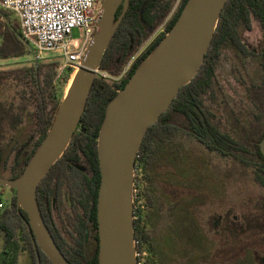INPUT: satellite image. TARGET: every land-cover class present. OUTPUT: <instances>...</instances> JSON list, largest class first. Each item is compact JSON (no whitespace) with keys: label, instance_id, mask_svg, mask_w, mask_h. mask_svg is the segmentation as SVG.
<instances>
[{"label":"trees","instance_id":"16d2710c","mask_svg":"<svg viewBox=\"0 0 264 264\" xmlns=\"http://www.w3.org/2000/svg\"><path fill=\"white\" fill-rule=\"evenodd\" d=\"M178 1V4L175 3ZM187 0H130L129 8L121 21L100 71L118 76L147 43L156 30L165 23L164 32L134 60L126 76L118 82L109 83L96 78L85 112L72 141L63 156L40 183L37 199L44 221L60 251L71 264H99V235L97 201L101 184L97 141L109 102L122 90L141 62L156 48L171 30L180 16ZM122 7L117 13V19ZM0 59H14L31 51L22 41L17 18L0 9ZM257 23L263 34V45L256 48L247 44L243 31H251ZM230 46L237 55L247 61H259L260 75L256 80H245L240 71H233L239 82L246 86V96L251 106L248 123L244 125L235 112L220 102L222 86L217 74ZM59 62L36 63L9 70H0V166L8 158L4 153L15 152L11 176L19 177L30 158L46 137L57 114L67 81L56 83ZM223 107L230 114V130L222 128L214 114L213 106ZM33 128L20 147L14 146L16 137L24 135L27 121ZM10 136L9 143L2 141ZM264 139V0H228L221 13L217 29L201 69L195 78L183 87L171 106L152 125L143 140L135 166L134 202L135 240L139 264L143 253L153 254V263L161 264L163 252L156 243L147 223L155 209L156 198L146 184L138 190L139 173L153 181L150 173L159 155L179 140L197 142L208 152L222 159H232L253 170L254 182L264 189V156L259 143ZM0 176L2 174L0 172ZM67 197V199H66ZM24 220L28 216L18 211L16 196L5 210H0V235L4 250L0 264H19L20 253L29 254L30 263L38 264L32 237ZM40 263L52 264L38 249ZM150 257L153 256L151 255ZM158 258V259H157Z\"/></svg>","mask_w":264,"mask_h":264},{"label":"water","instance_id":"95a60500","mask_svg":"<svg viewBox=\"0 0 264 264\" xmlns=\"http://www.w3.org/2000/svg\"><path fill=\"white\" fill-rule=\"evenodd\" d=\"M228 0H187L171 30L141 62L109 102L97 149L101 184L97 201L99 264H139L134 227L135 166L148 129L197 75ZM130 0H103L97 30L61 101L51 128L23 173L0 176V188L16 191L40 263L38 249L52 264H71L56 245L42 216L37 190L76 133L103 59ZM122 12L117 19V13ZM264 156V139L259 143Z\"/></svg>","mask_w":264,"mask_h":264},{"label":"rangeland","instance_id":"374dc122","mask_svg":"<svg viewBox=\"0 0 264 264\" xmlns=\"http://www.w3.org/2000/svg\"><path fill=\"white\" fill-rule=\"evenodd\" d=\"M176 4L178 1L175 8ZM163 32L164 25H161L144 46ZM80 34L75 29L72 36L78 39ZM242 36L249 45L256 48L263 45L261 28L255 22L252 30L243 31ZM224 52L217 74V81L223 89L218 104L226 102L246 125L252 108L246 96V86L239 82L233 69L237 68L247 81L256 80L261 72L259 61L244 62L230 46ZM35 63L29 52L20 58L0 59V70L29 67ZM121 74L109 75L108 82H117ZM69 86L65 87L61 101ZM223 107L213 106L214 114L222 128L230 130L232 120ZM32 119L30 116L24 135L14 139V146L20 147L27 141L29 137L26 135L33 128ZM9 138H4L3 146L9 143ZM10 149L4 153L7 163L0 166L4 178L11 176L16 154L9 152ZM139 174L137 189L145 190L147 184L156 198L147 226L164 254L161 264H264V189L254 182L252 169L235 160L222 159L197 142L179 140L160 153L150 173L151 183L148 184L143 173ZM14 196L15 190L0 188L4 203L1 210L8 207ZM3 250L4 240L0 235V257ZM144 252L143 261L148 258L156 264L153 263L156 257L146 250ZM29 263V254L22 251L19 264Z\"/></svg>","mask_w":264,"mask_h":264},{"label":"built area","instance_id":"2783aa9c","mask_svg":"<svg viewBox=\"0 0 264 264\" xmlns=\"http://www.w3.org/2000/svg\"><path fill=\"white\" fill-rule=\"evenodd\" d=\"M102 1L0 0V9L17 18L20 37L29 47L36 63L59 62L55 82L67 81L65 84L69 86L97 30L96 23L101 14ZM163 25L165 28V23ZM75 29L81 32L78 39L72 36ZM149 44L134 56L117 82L126 76L134 60ZM96 75L97 78L109 81V74L106 72L99 70ZM137 193L134 185V200ZM2 208L4 203L0 198V210Z\"/></svg>","mask_w":264,"mask_h":264},{"label":"bare ground","instance_id":"6f19581e","mask_svg":"<svg viewBox=\"0 0 264 264\" xmlns=\"http://www.w3.org/2000/svg\"><path fill=\"white\" fill-rule=\"evenodd\" d=\"M74 78V77H73ZM73 80V79H72ZM72 82V81H71ZM71 84V83H70Z\"/></svg>","mask_w":264,"mask_h":264}]
</instances>
